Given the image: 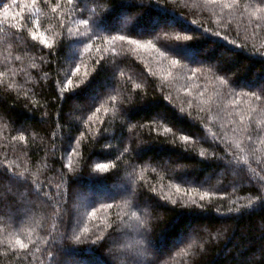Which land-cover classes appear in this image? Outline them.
<instances>
[{"label":"trees","instance_id":"16d2710c","mask_svg":"<svg viewBox=\"0 0 264 264\" xmlns=\"http://www.w3.org/2000/svg\"><path fill=\"white\" fill-rule=\"evenodd\" d=\"M262 93L264 0H0V264H264Z\"/></svg>","mask_w":264,"mask_h":264},{"label":"rangeland","instance_id":"374dc122","mask_svg":"<svg viewBox=\"0 0 264 264\" xmlns=\"http://www.w3.org/2000/svg\"><path fill=\"white\" fill-rule=\"evenodd\" d=\"M125 181H126V179H125ZM117 188L120 189V190H123V187H122L121 185L118 186ZM85 207H87V206H86V203L83 202V201H81V200H79V198H78V199H77V203L74 205L75 215L78 216V214H79L80 212H82V210H83ZM77 218H78V217H77ZM119 244H121V243L119 242ZM119 244H117V245H119ZM117 254H118V253H117ZM154 254H155V253H154ZM154 254H153V253L150 254V257H153ZM164 258H165V256L162 255V259H164ZM108 259H110V260H112V261L115 260V261H117L118 263L122 264L121 258L118 257V255H116V252H115V251H114L113 253H109V254H108Z\"/></svg>","mask_w":264,"mask_h":264},{"label":"snow or ice","instance_id":"6c2138e0","mask_svg":"<svg viewBox=\"0 0 264 264\" xmlns=\"http://www.w3.org/2000/svg\"><path fill=\"white\" fill-rule=\"evenodd\" d=\"M69 3L72 2V0H68ZM53 11H56V9L54 8ZM82 23H85L87 24L86 21H82ZM118 39H121L123 40L124 37L123 36H120V37H117ZM173 64H175V61H173ZM223 83V81H222ZM261 98H264V93L260 94V96L257 97V99H261ZM103 167V166H101ZM262 188H264V186H262ZM11 191V190H9ZM257 196L260 198V200H264V191H257ZM6 199V193L4 191H0V201H3ZM76 240H79L80 238L79 237H75ZM17 243L19 244L20 241H17ZM21 247H26V245H21ZM110 252H114L115 250L114 249H109ZM52 255H54V252L52 253Z\"/></svg>","mask_w":264,"mask_h":264}]
</instances>
